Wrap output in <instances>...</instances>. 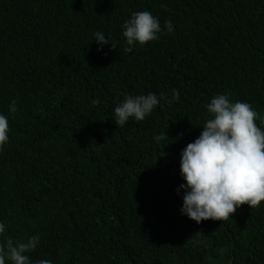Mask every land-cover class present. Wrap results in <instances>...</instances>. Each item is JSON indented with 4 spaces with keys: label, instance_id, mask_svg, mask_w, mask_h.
<instances>
[{
    "label": "trees",
    "instance_id": "obj_1",
    "mask_svg": "<svg viewBox=\"0 0 264 264\" xmlns=\"http://www.w3.org/2000/svg\"><path fill=\"white\" fill-rule=\"evenodd\" d=\"M138 11L162 31L129 54L122 26ZM96 32L116 49L98 51ZM173 90L114 123L125 96ZM219 94L264 129V0H0V242L38 235L31 264H264V201L222 222L180 211L181 152Z\"/></svg>",
    "mask_w": 264,
    "mask_h": 264
},
{
    "label": "clouds",
    "instance_id": "obj_2",
    "mask_svg": "<svg viewBox=\"0 0 264 264\" xmlns=\"http://www.w3.org/2000/svg\"><path fill=\"white\" fill-rule=\"evenodd\" d=\"M126 53L135 46H144L158 39L162 31L158 18L149 11H138L123 24ZM172 34L171 21L164 25ZM102 32L94 33V40L101 47L115 43L105 39ZM179 100V91L173 90L171 98L165 93L125 96L114 109V123L123 127L130 118L143 121L161 101L171 105ZM210 114L200 136L181 152L180 175L185 183L181 214L197 224L202 221H227L243 205L258 208L264 201V129L256 123L258 113L249 103L231 102L228 94L214 96L206 106ZM16 112V102L10 105ZM264 124V119H261ZM194 127V126H193ZM9 122L0 114V151L9 140ZM157 141L169 139L165 133L155 137ZM5 225L0 223V235ZM40 237L34 235L26 240L10 237L0 242V264H31L29 253L35 251ZM36 264H52L50 260H38Z\"/></svg>",
    "mask_w": 264,
    "mask_h": 264
}]
</instances>
